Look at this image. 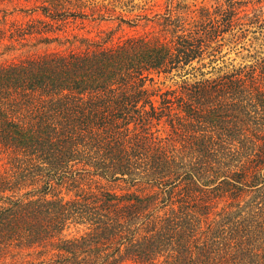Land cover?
Returning a JSON list of instances; mask_svg holds the SVG:
<instances>
[{
  "label": "trees",
  "instance_id": "16d2710c",
  "mask_svg": "<svg viewBox=\"0 0 264 264\" xmlns=\"http://www.w3.org/2000/svg\"><path fill=\"white\" fill-rule=\"evenodd\" d=\"M7 1L0 264H264L262 0Z\"/></svg>",
  "mask_w": 264,
  "mask_h": 264
},
{
  "label": "rangeland",
  "instance_id": "374dc122",
  "mask_svg": "<svg viewBox=\"0 0 264 264\" xmlns=\"http://www.w3.org/2000/svg\"><path fill=\"white\" fill-rule=\"evenodd\" d=\"M95 1H99V0H95ZM101 1V0H100ZM109 1V0H107ZM218 1H223V0H186L185 2H187L190 5V8L188 10V15H197L198 14V8L201 6H208V5H214L216 2ZM124 2V0H123ZM165 3L166 0H133V3H129V5L127 6H122V10L124 13H126L127 15H133L136 12L139 11V8H141L142 6L144 7V9H147V12L149 13H155L156 11H162L163 8L165 7ZM132 4H136V6L131 7ZM261 4L263 5V10H264V0L261 1ZM23 4L22 3H16V2H9V1H3L2 3H0V9H5L6 13L3 11H0V18H3V14H6V19L8 22H10L13 19H23L25 18V15L27 14L24 11L23 8ZM85 29L91 28V26L89 24H85L84 25ZM225 38L227 39V36H225ZM224 45L222 46L221 50V55L223 59V61L225 62H232L237 64L238 62L242 61L244 57V55L248 54V51H246L243 48H249L250 52H253V49H258L257 47H259L257 44L252 43V45L254 47H249V45L251 46L250 40L244 42L241 45H234L233 43H230L228 41H224ZM8 43V39L5 37L4 39L0 38V62L2 61H8L11 60L13 58H18L20 56L26 55L28 52V48H19L18 46H16L15 49H10V50H4V44ZM68 44L62 46L61 48H65L67 47ZM242 46V47H240ZM52 48H54V45L51 46ZM56 47V46H55ZM57 48V47H56ZM253 48V49H252ZM29 54V53H28ZM218 65H222L223 63L221 62V60L217 61ZM210 67L206 68L205 70H209ZM163 82V83H161ZM173 83L172 80H169L167 78H160V82L155 84L156 86L159 87H165V86H169ZM147 86L150 88V85L147 83ZM153 130L155 132L156 135L158 136H164L165 135V128L162 124L158 125V126H154ZM24 256V254L22 255ZM18 261H16L14 264H20L21 261V257H17L16 258ZM9 262V260H7Z\"/></svg>",
  "mask_w": 264,
  "mask_h": 264
}]
</instances>
